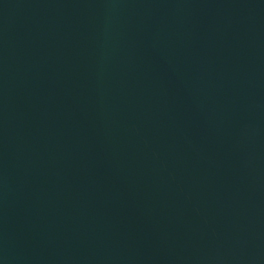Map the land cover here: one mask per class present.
I'll return each instance as SVG.
<instances>
[{"label": "water", "instance_id": "obj_1", "mask_svg": "<svg viewBox=\"0 0 264 264\" xmlns=\"http://www.w3.org/2000/svg\"><path fill=\"white\" fill-rule=\"evenodd\" d=\"M0 264H264V0H0Z\"/></svg>", "mask_w": 264, "mask_h": 264}]
</instances>
